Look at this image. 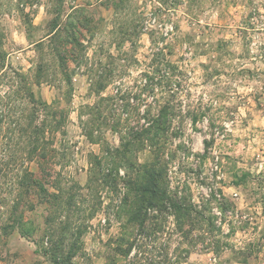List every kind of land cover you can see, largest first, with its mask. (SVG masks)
<instances>
[{
    "label": "rangeland",
    "instance_id": "1",
    "mask_svg": "<svg viewBox=\"0 0 264 264\" xmlns=\"http://www.w3.org/2000/svg\"><path fill=\"white\" fill-rule=\"evenodd\" d=\"M58 15L83 47L47 37ZM163 114L158 156L111 157ZM154 161L196 226L171 207L149 212L147 237L128 221L135 169ZM51 250L74 264H264V0H0V264H54Z\"/></svg>",
    "mask_w": 264,
    "mask_h": 264
},
{
    "label": "trees",
    "instance_id": "2",
    "mask_svg": "<svg viewBox=\"0 0 264 264\" xmlns=\"http://www.w3.org/2000/svg\"><path fill=\"white\" fill-rule=\"evenodd\" d=\"M83 19L77 18L74 20V22L69 23V26L74 29V26L76 22H78L79 27H84V23H82ZM59 32V15L54 18L51 22V29L47 37L56 39L57 37H61L59 40V43H61L63 46L66 44H71L72 48L77 47H83V44L81 42L80 37H78V34L75 33V31H68L65 32L64 35H58ZM74 49H69V55L71 59L77 60L78 55L75 53ZM66 52V51H65ZM59 54V58L62 60H67V58L64 55ZM66 65V64H64ZM65 67V66H64ZM23 77V76H22ZM21 77V78H22ZM24 80V77H23ZM105 88V85H100V90H103ZM26 92V96H32L31 91H28L27 88L23 89ZM43 104V103H42ZM166 119L163 116H159L154 120L153 127H149L145 130V132L140 133L138 135H133L131 139L126 141V139H123L122 145L123 150H116V154H111V157L117 160V158H123L125 160L127 153L131 150H136L140 148V150H144L145 146L150 149V152L153 150L154 154L158 156L159 152L162 151V149H165V141L167 136H164L161 133L163 131V125H165ZM25 131V130H23ZM85 134L88 138L93 140L94 135L91 133H88L87 130H85ZM156 156V158H157ZM115 160H112V167L115 164ZM159 161H154L150 163H146L141 168H136L137 171V182H136V189L138 190L137 199L133 200L127 197L124 200V203H126V206L129 207L131 213L130 217L128 219L129 222L135 223L138 226V233L141 236H150L155 233L156 228L149 227L148 222L149 220L153 221L155 217H150V211L158 210L160 212L168 211L169 207L173 208L174 215L177 217V219L180 221L182 217L187 219L195 220V226L197 224V217L201 216V212L197 210L196 206L195 208L193 205L189 206L184 201L178 198H173V196L170 195V191L168 192V183H166L165 178L167 175V171L165 170V167H161V164L158 163ZM131 167L134 168V165L131 164ZM114 169V168H113ZM111 169V170H113ZM106 177H104L105 179ZM31 184L39 186L42 188L41 184L36 181L32 180ZM24 185L29 186V183H25ZM43 191H45L44 188H42ZM46 192V191H45ZM47 193V192H46ZM177 196V195H175ZM50 198L56 199L58 198L57 195H50ZM48 203V201H46ZM71 205V204H70ZM55 209L57 208L56 205H54ZM193 213H195V217L193 216ZM46 221V219H45ZM49 220L47 219L46 224L48 225ZM20 234L23 237L30 238V236L24 231L22 228H20ZM35 244H37L35 242ZM52 244V242H51ZM139 247V244L136 240L128 243V246L125 249H122L121 247H118L119 252L123 256H129L135 248ZM61 249L60 251H62ZM70 257H75V251L74 247H71L70 249ZM68 254V255H69ZM49 255L52 256V262L54 264H74L73 259H62V256H60V252L58 250L52 252L49 251ZM127 264H133L132 261L129 260Z\"/></svg>",
    "mask_w": 264,
    "mask_h": 264
},
{
    "label": "crops",
    "instance_id": "3",
    "mask_svg": "<svg viewBox=\"0 0 264 264\" xmlns=\"http://www.w3.org/2000/svg\"><path fill=\"white\" fill-rule=\"evenodd\" d=\"M228 190L235 191V192L232 193V196H233L234 199H239L240 192H238L239 191V188L238 187L233 186V187H230Z\"/></svg>",
    "mask_w": 264,
    "mask_h": 264
},
{
    "label": "built area",
    "instance_id": "4",
    "mask_svg": "<svg viewBox=\"0 0 264 264\" xmlns=\"http://www.w3.org/2000/svg\"><path fill=\"white\" fill-rule=\"evenodd\" d=\"M169 28H170V27H167V29H166V30H167V33H168V31H169ZM218 214H219V213H218Z\"/></svg>",
    "mask_w": 264,
    "mask_h": 264
}]
</instances>
